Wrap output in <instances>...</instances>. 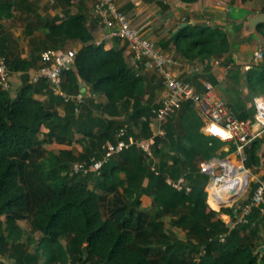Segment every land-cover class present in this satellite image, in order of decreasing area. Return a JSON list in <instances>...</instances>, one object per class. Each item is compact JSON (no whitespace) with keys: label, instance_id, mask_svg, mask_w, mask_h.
<instances>
[{"label":"trees","instance_id":"trees-1","mask_svg":"<svg viewBox=\"0 0 264 264\" xmlns=\"http://www.w3.org/2000/svg\"><path fill=\"white\" fill-rule=\"evenodd\" d=\"M66 1L72 5V0ZM13 7L12 0H0V17L11 18ZM78 9L76 14L66 10L63 19L40 20V26L47 31L41 42L50 52L63 49L66 41L78 42L76 65L67 72L63 88L68 93H79L81 79L94 94L106 97L107 104L85 102L78 114L73 104H66L64 118L35 97L39 88L48 90L47 84L31 81L29 72L35 67V60L7 57V40L0 26V53L12 74L23 76L16 98L0 87V218L4 216L6 223L15 228L18 221L29 219L32 230L49 243L46 254L51 264H264V254L259 252L264 244L260 238L257 240L258 227L262 226L259 221L263 220L258 211L237 230L230 229L225 221L227 216L234 218L235 208L215 211L208 206L209 177L201 172L198 162L221 156L225 143L202 133L203 121L192 104L184 105L169 120L164 127L165 137L156 138L154 154L159 175L151 170L144 152L136 146L111 158L100 175H64L61 166L47 168L34 160L42 126L59 142L70 138L73 128L89 137L90 142L99 139L97 144L92 143L93 155L87 162L93 157L101 159L105 144L117 143V131L126 126V122L115 120L120 117V110L132 109L134 120L145 115L141 134L145 138L152 136L153 108L144 106L142 101L151 85L126 60L123 49H109L104 43L95 42L83 7ZM36 25L35 21L29 23L27 35L33 33ZM171 43L191 60L226 57L232 50L227 33L220 27L184 28L161 48L165 50ZM249 79L256 81L264 95V61L252 64ZM94 110L103 116L97 117ZM234 112L241 120L254 117ZM129 136L139 137L132 129ZM64 158L76 159L68 151L61 152L58 162L63 164ZM182 177L187 179L190 192L179 191L167 182L168 178L177 181ZM144 196L153 197L158 218L179 212L176 222L186 227L190 235L201 237L204 244L170 239L162 223L153 222L150 212L141 209ZM186 207L188 212L180 213ZM242 230L250 234L243 236ZM64 239H68V247L61 243ZM5 243L0 236V244ZM158 255L156 262L153 257Z\"/></svg>","mask_w":264,"mask_h":264},{"label":"crops","instance_id":"crops-1","mask_svg":"<svg viewBox=\"0 0 264 264\" xmlns=\"http://www.w3.org/2000/svg\"><path fill=\"white\" fill-rule=\"evenodd\" d=\"M77 1H80L78 7L82 6L83 12L87 15V26L92 31L95 42L97 44L104 43L109 49H123L124 57L133 65V55L125 42L120 41L117 43L115 40L104 39L105 28L93 15L95 4H92L89 0H72V5L69 6L66 0H62L66 6V10H70L71 14L79 12L78 7H75L74 5V2L76 3ZM220 1L221 0H198L195 3H185L180 0H144L142 2L133 3L131 0H117L123 10L132 17L134 26L143 30L145 36L155 41L160 47L176 36L178 32H181L184 28L188 27H220L225 31L229 37L232 50L226 55V57H223V60L216 58L188 59L185 56L183 57L182 52L177 50L174 43H171L167 49H164L165 51L176 53L185 61V67L178 72L183 80L193 83L199 88V90H204L205 86L210 84L236 112L239 114H254L255 99L264 95L258 88L256 81L254 82L249 79V72L252 69V64L255 63V53L259 50H262L264 53V0H233V2L229 1L228 4L225 3V5L222 6ZM22 2H24V4H21L22 7L18 12H15L13 7L14 15L11 17L13 20L17 14L22 15L23 18H27V12H31L29 15H32L34 12H39V14L43 12L42 9L44 5L42 3H37L34 0H22ZM12 3H15L14 0H12ZM51 3L56 5V0H51ZM162 8L165 9L162 10ZM53 11V19L56 17L63 19L66 15L65 10L61 7H57L56 9H53ZM40 15V20L44 21L45 18L42 17V14ZM18 25H12V22L10 23L9 27L13 31L10 35H12L13 39L19 42L23 47L25 44L24 40L30 39L33 36V33L27 35L26 29L29 24H27L26 27H21L22 23H19ZM3 33L5 34L4 31ZM8 46L9 42L7 41L6 49H9L10 46ZM79 48L80 45L76 44L75 49L77 50ZM34 51H36V49ZM26 53L27 54H21L19 58L25 60L33 59L31 53L29 54L28 51ZM228 61H230V63H228ZM133 66L139 75L145 79L146 84L151 85V89L146 95L148 99H153V104H150L151 108L159 106L166 94L164 84L162 87H159L156 82L145 76L143 70L154 72L145 63H139L138 65ZM34 68L30 71H33ZM12 81L13 92H11V95L13 98H16L23 85L22 74H13ZM82 84L84 87H81ZM155 86L157 87L155 88ZM80 88L87 96L86 105L89 104L90 101H95V104L99 106H105L107 104L106 97L94 94L91 91V87L86 85L81 79ZM35 97L43 101L48 110L57 112L61 118L66 117L67 106L60 97L53 95L49 90L41 88L36 90ZM132 112V109H129L128 112L120 110V117L115 120L124 121L125 117L130 116ZM93 114L97 117L103 116V113L97 110H94ZM144 117L146 118L145 115H143L142 118ZM200 117L203 121L204 127L205 120L201 115ZM108 118L110 119L111 117L108 116ZM151 120L150 116V122ZM150 127L151 129L157 127V124H152L151 122ZM203 127L201 129L202 133ZM86 141H90L89 137L78 133L77 129L73 128V135L70 136V138L67 137L66 140L61 142L68 143L69 145H72L73 148H63L61 152L68 151L71 153L72 157H75L77 156L74 151L76 143L86 146ZM123 175L124 174L122 173L120 174L121 178H124ZM261 178H264V171L255 175L256 180ZM149 199L150 196L142 197V204L146 206ZM16 229L18 233L17 238H19L20 234L23 233L21 231L26 230L27 228L21 221H18ZM30 229H32V227ZM8 241L10 243L17 242L15 245L17 252L14 253L13 256L11 251L8 252L9 254L3 253L0 255V264H37L40 260L35 254H33V251L26 246H23L24 242L21 239H17V241L10 239ZM62 241L61 243L63 244ZM28 242H37L35 245L37 246V250H39L43 246L42 235L35 232L33 233L32 238H28L27 243ZM262 247H264V245ZM40 262H42L41 264L44 263L42 258Z\"/></svg>","mask_w":264,"mask_h":264},{"label":"built area","instance_id":"built-area-1","mask_svg":"<svg viewBox=\"0 0 264 264\" xmlns=\"http://www.w3.org/2000/svg\"><path fill=\"white\" fill-rule=\"evenodd\" d=\"M131 1L134 3L144 0ZM93 15L105 28L104 39H121L125 42L133 55V65L145 63L159 75L166 88V94L160 105L152 109L151 122L158 126L154 135L147 138L129 136V126L126 125L117 131V143L109 141L105 144V153L101 159L93 157L89 162L76 163L72 174H99L111 158L136 146L144 152L151 170L159 175L154 154L156 138L165 137L164 127L169 120L174 118L184 105L192 104L205 120L203 133L218 138L235 149L234 156L230 158L215 157L202 162L201 172L209 177L206 187L208 198L213 193L215 201L221 203L217 197L218 193L228 191L232 195L234 191H238L240 194L231 201L234 203L250 188L249 191L247 190L248 197L238 208H235L234 224L248 223L255 211H258L261 219L264 220V178L257 179L252 189L250 180L242 188H231L233 186L231 181L236 179L235 174L251 178L245 167L248 160L246 152L254 141L264 135V96L255 99L254 117L241 120L237 118L233 107L216 92L212 85L208 84L204 90H199L193 83L183 80L178 72L185 67V61L175 53L163 50L155 41L147 38L143 30L134 26L132 17L123 10L117 0H97ZM77 52L76 49L64 48L49 51L48 55L46 54V64L39 70L30 71L29 74L34 84H47L48 90L53 95L60 97L65 104H73L78 114L81 106L86 102V94L82 91L75 94L68 93L63 88L67 72L75 68ZM262 61H264V53L259 50L255 53L254 62L258 64ZM12 75L6 58L0 53V87L10 92L13 90ZM230 149L228 148V151ZM167 182L179 191H191L184 177L177 181L168 178ZM222 242H225V236L222 237Z\"/></svg>","mask_w":264,"mask_h":264},{"label":"rangeland","instance_id":"rangeland-1","mask_svg":"<svg viewBox=\"0 0 264 264\" xmlns=\"http://www.w3.org/2000/svg\"><path fill=\"white\" fill-rule=\"evenodd\" d=\"M34 1H36L37 3L38 2L42 3L44 5V7L42 9L43 12L40 14H42V17H44L45 20L47 19V20L53 21V12L55 11V10L53 11V9H56L57 7L58 8L61 7L62 9H64L66 11V6L62 2V0H56V5H53L51 3V0H34ZM229 1L233 2V0H221L220 4H221V6L225 5V3L228 4ZM14 2H15L14 3V11L18 12V10L22 7L21 4H24V2H22V0H14ZM89 2H91L92 4H96L97 0H89ZM78 3H80V1L79 2L77 1L76 3L74 2L75 7H78ZM217 5H218V3H217ZM163 9H165V8H162V10ZM27 13H28V14H26L27 18H25V17L23 18L22 15L17 14L15 16L14 20L12 18L6 19V18L0 17V26L2 27V32L3 31L5 32V34L3 33V35H4L3 37L6 36L5 38L9 42V46H10V47L8 46L9 47V50H8L9 53L7 52V57L9 59H13V57H16V56H17L16 58H19V56H21V54H27L26 52L28 51L29 54L30 53L32 54L33 59L35 60V68L33 70H39L42 66H44L46 64L45 59H46V56L48 55V52L50 51L49 50L50 48H45L41 42L42 40H44L47 31L45 29H43L39 24L40 18H41V15L39 14V12H37V13L34 12L32 15H29V13L31 14V12H27ZM226 13H228V12H226ZM12 15H14V13ZM39 16H40V18H39ZM65 16H64V18H65ZM30 21L31 22L35 21L37 23V25L32 27V31H33L32 35L33 36L30 39H25L24 40L25 44L22 47V45L19 42H17L15 39H13L12 35H10L13 33V31L11 30V28L9 26H10V23L12 22V25H18L19 23H22L21 27L22 26L26 27V25L29 24L28 22H30ZM7 32L10 35V37L7 34ZM76 44L78 45L79 43L66 41L63 48L64 49H75ZM35 49H36V51H34ZM39 51H41V52H39ZM41 54H42L43 60H41ZM177 56H179V55H177ZM213 58L223 60V57H219V56H214ZM136 65H138V64H136ZM143 73L145 74L146 77H148V78L152 79L154 82H156L159 87L163 86L162 78L159 75H157L155 72L143 70ZM146 91L147 92H145V94L142 96V101H143L144 106H148L150 104H153V99H148L146 97L149 90H146ZM11 92H13V90ZM54 113L57 114V112H54ZM132 114L130 116L125 117V119H124V122H126L125 125H128L129 129L134 130V132H136L139 135V137H142V134H141L143 131L142 130L143 129L142 123L144 122L145 117L144 118L141 117L138 120H134L132 118ZM150 124H151V122H150ZM157 128H158V126L153 127L151 129L152 135H154L157 132ZM38 139L40 141V145L37 149L38 151L33 154L34 160L36 162H40L42 164H45L47 166V168L48 167L59 168L61 166L60 170H61L62 174H64V175H71L72 171H73V166L76 163L87 162L88 158L93 155V154H90V152L93 150V148L95 146L92 143L97 144L99 142V139H94L93 142L86 141V143H87L86 146H84L83 144L79 145L78 143H76V148H74V151L77 154V156H75L76 159L71 160L70 158H64L63 159L64 162H63V164H61L58 162L60 159V156H61V151L63 150V148H69V147L73 148V146L69 145L68 143L59 142L56 137L51 138L49 135V130L45 126H42L40 134L38 136ZM228 148H231V149L228 151ZM223 151L226 152L225 155H222ZM220 154H221V156H219L217 158H220V159L230 158V157L234 156L235 149H233L232 145L225 143V148H224V150H222L220 152ZM246 155H247L248 160L245 163V167L247 168V170L249 171V175L251 176V178H250L251 186L250 187L252 189L254 187V182L256 181L255 175L257 173H260L261 171L262 172L264 171V135L262 137H260L255 142V144L253 146H251L249 149H247ZM201 164H202V160H200L198 162L200 170L202 169ZM101 173H99V175ZM118 176H120L119 173H118ZM249 189H247V190L249 191ZM120 190H122V189H120ZM247 190H246V192H244V194L239 199H237L236 202H234V203H228L227 202L228 204L225 203L224 206H222L223 205L222 204L220 206V208L210 207L211 206L210 201H212V199H213V201H215V197L212 195L210 199L208 198V201H207L208 206L212 210H215V211H221L224 208H238V206L240 204H242V202L248 197V191ZM152 203H153V197L150 196L149 202L146 203V206L142 204L141 209L148 210V212H150L151 220L153 222H161L162 223L163 231H164V233L167 234V236L170 239H173V240L178 239V240H183V241H190L191 240V241L197 242L200 245L204 244L203 239L201 237L199 238L196 235H190L188 233L189 230L186 227H184V226H182L176 222L177 218H179V216H180L178 214L179 212L177 214H165L164 216L158 218V217H156V212L158 210V207L157 208L154 207L152 205ZM188 210L189 209L187 207L182 208L180 210V213L188 212ZM225 221H226V224L229 226L230 229L236 228L238 230L242 226L241 224L235 225L234 224V218H232L231 216H227ZM21 222L24 224V226L27 229L21 231L23 233H21L19 238H17L18 237L17 236V234H18L17 229L15 227L9 226L6 223V218L4 216H2L0 218V236H2V238L6 242L5 245L0 244L1 245L0 255H2L3 253L9 254L8 252L11 251L12 256H13V254L17 252V248H15V245L17 242L16 243L15 242L10 243L8 240L11 239V240L17 241V239H21L24 242L23 246L24 247L26 246L31 251H33V254H35V256H37L40 259L37 262V264L42 263V262H40L41 258L44 261L43 264H51L48 262L49 257L46 254V252H47L46 250L50 249L49 243L47 241H44L43 246L39 250H37V246L35 245L37 242L36 243H33V242L27 243L28 238H30V237L32 238V235L35 232L32 229H30L31 225H30L29 219L24 220V221L21 220ZM259 222L262 223V226L258 227L260 229V231H259V234H258L259 236L257 237V240L260 238L259 240L262 242V244H264V222H263V220H260ZM30 230H32V231H30ZM228 233H229V231H228ZM241 234L243 236H248L250 234V232L242 230ZM62 242H63L64 246L68 247V239H64ZM37 251H38V253H37ZM42 256H44V257H42ZM158 257H159V255L153 257V259L156 262H158V260H159ZM154 264H160V263L158 262V263H154Z\"/></svg>","mask_w":264,"mask_h":264},{"label":"bare ground","instance_id":"bare-ground-1","mask_svg":"<svg viewBox=\"0 0 264 264\" xmlns=\"http://www.w3.org/2000/svg\"><path fill=\"white\" fill-rule=\"evenodd\" d=\"M235 177H236V179L231 181V184L233 185L231 188H236V187L242 188L250 180V177L244 176L242 174H235ZM212 195H213V193L211 194V196ZM213 196L215 197V195H213ZM217 197L221 200V203H217L216 201H213V199H212V201H210L211 207L220 208V206L222 204H223L222 206H224L225 203H227V202L231 203V201H232L230 192H228V191L218 193Z\"/></svg>","mask_w":264,"mask_h":264},{"label":"water","instance_id":"water-1","mask_svg":"<svg viewBox=\"0 0 264 264\" xmlns=\"http://www.w3.org/2000/svg\"><path fill=\"white\" fill-rule=\"evenodd\" d=\"M81 87H84V85L82 84ZM239 194H240V192H238V191H234V192L232 193V195H231V199H232V200L235 199ZM259 252H260V253H264V247H261V248L259 249Z\"/></svg>","mask_w":264,"mask_h":264}]
</instances>
